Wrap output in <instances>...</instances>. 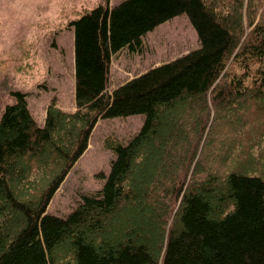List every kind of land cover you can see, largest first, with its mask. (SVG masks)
<instances>
[{
	"label": "trees",
	"instance_id": "16d2710c",
	"mask_svg": "<svg viewBox=\"0 0 264 264\" xmlns=\"http://www.w3.org/2000/svg\"><path fill=\"white\" fill-rule=\"evenodd\" d=\"M244 0H109L69 22L76 110L0 115V264H264V17ZM185 15L198 46L107 94L111 57ZM142 115L99 189L46 211L98 119ZM59 254V257H57Z\"/></svg>",
	"mask_w": 264,
	"mask_h": 264
},
{
	"label": "rangeland",
	"instance_id": "374dc122",
	"mask_svg": "<svg viewBox=\"0 0 264 264\" xmlns=\"http://www.w3.org/2000/svg\"><path fill=\"white\" fill-rule=\"evenodd\" d=\"M120 0H109V5ZM249 3L255 23L264 17V0H244L243 18L248 28ZM104 0H0V115L14 102L11 91L26 93L28 109L38 125L54 104L64 112L76 110L74 99L73 34L69 22ZM198 46L197 36L185 15L157 25L142 39L137 52L119 51L110 60L107 94L149 68L172 60ZM142 115L95 123L87 147L65 176L46 211L63 216L82 193L102 185L113 157L109 139L125 141L142 125ZM59 257V254H57Z\"/></svg>",
	"mask_w": 264,
	"mask_h": 264
}]
</instances>
